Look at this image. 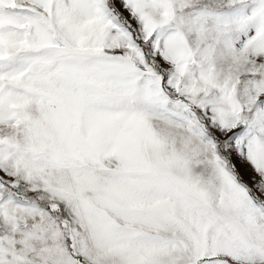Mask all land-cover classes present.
<instances>
[{"label": "snow or ice", "instance_id": "1", "mask_svg": "<svg viewBox=\"0 0 264 264\" xmlns=\"http://www.w3.org/2000/svg\"><path fill=\"white\" fill-rule=\"evenodd\" d=\"M0 264H264V0H0Z\"/></svg>", "mask_w": 264, "mask_h": 264}]
</instances>
